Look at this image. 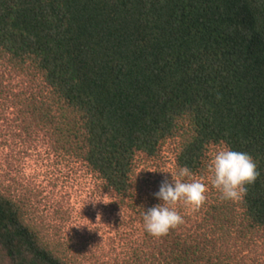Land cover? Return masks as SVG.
Returning a JSON list of instances; mask_svg holds the SVG:
<instances>
[{"label":"trees","instance_id":"obj_1","mask_svg":"<svg viewBox=\"0 0 264 264\" xmlns=\"http://www.w3.org/2000/svg\"><path fill=\"white\" fill-rule=\"evenodd\" d=\"M0 52L41 87L29 108L57 149L142 221L158 202L139 162L170 141L193 175L215 147L253 157L240 205L212 195L203 225L145 233L139 259L147 247L159 264H237L233 237L264 232V0H0ZM0 264H74L2 190Z\"/></svg>","mask_w":264,"mask_h":264},{"label":"rangeland","instance_id":"obj_2","mask_svg":"<svg viewBox=\"0 0 264 264\" xmlns=\"http://www.w3.org/2000/svg\"><path fill=\"white\" fill-rule=\"evenodd\" d=\"M40 91L33 76L18 71L0 52V190L25 204L30 222L74 264H159L147 247L144 258L136 253L146 239L143 221L122 206L83 161L60 152L53 129L32 114L29 104ZM220 149L213 148L211 158ZM176 159L175 141L158 158L141 159L143 197L160 203L153 194L165 177L171 180L178 172ZM193 179L204 182L208 191L198 211L177 205L188 230L204 224L203 209L219 193L211 185L209 168ZM241 200L234 203L240 205ZM238 211L242 213L240 207ZM231 244L235 263L264 264V232L245 239L236 234Z\"/></svg>","mask_w":264,"mask_h":264},{"label":"clouds","instance_id":"obj_3","mask_svg":"<svg viewBox=\"0 0 264 264\" xmlns=\"http://www.w3.org/2000/svg\"><path fill=\"white\" fill-rule=\"evenodd\" d=\"M211 172V185L220 193L224 201L236 202L247 193V185L255 183L260 173L253 157L242 151L223 148L216 151L208 164ZM207 185L193 179L187 166L165 177L159 190L153 195L160 203L148 208L143 214V226L154 238L166 236L170 230L184 223V217L177 205L195 212L206 202Z\"/></svg>","mask_w":264,"mask_h":264}]
</instances>
